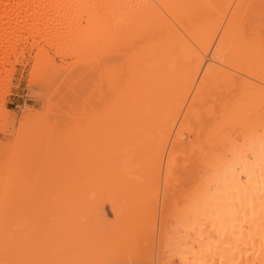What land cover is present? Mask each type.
<instances>
[{
	"label": "bare ground",
	"instance_id": "6f19581e",
	"mask_svg": "<svg viewBox=\"0 0 264 264\" xmlns=\"http://www.w3.org/2000/svg\"><path fill=\"white\" fill-rule=\"evenodd\" d=\"M25 48L35 52L34 66L51 64L50 53L74 56L69 64L89 74L88 86L95 80L96 92L88 94L96 93V98L90 108V97L81 102L89 108L81 104L86 112H76L83 116L68 118L72 129H79L72 131L77 136L68 132L71 126L62 128L71 141L78 137L77 144L60 136L61 129L51 126L47 135L42 124L37 126L52 115L29 129L22 126L12 145L0 142V264H144L151 255L144 256L141 243L131 247L141 249L135 248L133 256L120 250L125 257H116L118 247L111 245L123 234L134 180L162 181L166 191L176 166V172L182 171L176 164L179 152H186L184 143L199 136L209 143L198 144L194 154L205 172H195L191 186L174 195L186 201L174 239L176 259L179 264H264V0H0V116L9 114L3 97L16 57ZM72 149L71 158L77 154L79 160L71 173ZM37 162L49 172L59 166L57 173L69 164L64 174L76 172L79 178L73 176L72 182L69 176V183L61 178L67 188L58 182L60 192H50L58 196L50 200L47 191L50 201L40 200L28 174ZM44 177L42 183L59 179ZM70 183L75 184L71 194ZM101 193L116 215L117 232L104 210H93L99 198L93 194ZM165 198L159 199L161 205ZM64 200L71 206L62 205ZM44 203L54 210L69 208L59 210L63 222L53 213L62 224L49 215L57 229L48 226L53 223L41 208ZM76 211L94 214L102 234L98 230L95 239L98 231H86L88 225L82 217L76 221Z\"/></svg>",
	"mask_w": 264,
	"mask_h": 264
},
{
	"label": "rangeland",
	"instance_id": "374dc122",
	"mask_svg": "<svg viewBox=\"0 0 264 264\" xmlns=\"http://www.w3.org/2000/svg\"><path fill=\"white\" fill-rule=\"evenodd\" d=\"M25 49H27V50H25ZM24 49V51L23 52H25L24 54L22 53V55H24L23 57H22V55L20 54L19 56L17 55V57H16V60H18V61H15V63L16 64H14V67H13V71H12V76H11V81H10V84L8 85V91H7V93L4 95V97H3V107H5L4 109L5 110H7V112L9 113V114H7V116H0V119L1 120H3L4 119V121H1L0 122V125H2V126H0V127H2V129L0 130V142H2V143H4V144H6V145H12L13 143H14V141H15V137L18 135V131L20 132V131H23V130H20V129H22V126H24V125H26V127H25V130L28 128L29 129V127L31 126H33L32 124H35L34 126H36V123L38 122V121H40V120H43L44 118H46V117H48V116H50V115H52L51 117H48L49 119H50V121H52V124L51 123H49L48 122V118L47 119H44L42 122L40 121V122H38L37 123V126H40L39 125V123L40 124H42L40 127H42L43 126V129H44V131H43V133H46L47 135H48V133L49 132H51V131H53L52 129L53 128H51V126L53 127L54 126V129H56V130H58V129H61L62 130V128H66L65 130H67L68 129V127L69 126H71V127H69L70 129L68 130V132H70L71 131V134H73L74 136H77V134L75 135V133H73V132H77L78 130L77 129H72L73 127H74V125H69L70 124V120H73V118L71 117V116H73L75 113H76V115H80L79 113H83V111H80L81 109H82V106L84 105L83 103H81V102H84V103H86V100L88 101L89 100V97H90V99H92V101H89L90 102V104H89V102H88V106H89V108L91 107V105H93L94 104V102L95 101H93V100H95V98H96V93H94V95L93 96H90V94H93V91L95 90V92H96V82H95V80H94V82H93V84L94 85H92V82H90V84H89V86H88V80H89V78H90V76H89V74H86V71L85 70H81V68H77L76 70H75V67H74V65H73V67H72V65L71 64H69L70 62H72L73 63V60H75L74 58H72V57H74V56H63V57H60V56H57V55H54V54H52V53H50V59H51V64H49V63H40L41 64V66H34V65H36L35 63H37V61H36V58H35V52H33V50H31L30 51V49H28V48H25ZM35 51V50H34ZM53 55V56H52ZM22 57V58H21ZM27 57V58H26ZM12 58V59H11ZM11 60H13V55L11 56ZM61 58V59H60ZM23 60V61H22ZM33 60V61H32ZM64 60V61H63ZM24 62V63H23ZM68 63V65H67V63ZM39 64V65H40ZM67 65V66H66ZM8 66H10L9 64H7V65H5V68H8ZM35 67H36V70H35ZM37 67H40V68H37ZM10 68V67H9ZM60 69V70H59ZM47 70V71H46ZM55 71V72H54ZM58 71H60V72H58ZM73 71V72H72ZM76 73H77V75H76ZM85 73V74H84ZM3 74V71L1 72V75ZM41 75V76H40ZM73 75V76H72ZM87 75L89 76V77H87ZM79 76V77H78ZM70 77H73V79L71 78L70 79ZM86 77V78H85ZM41 78V79H40ZM76 78V79H75ZM81 78V79H80ZM83 78V79H82ZM30 79H32V80H30ZM59 79V80H58ZM87 79V80H86ZM47 80V81H46ZM69 80V81H68ZM72 80V81H71ZM74 80H76V82L74 81ZM82 80L84 81V82H82ZM66 81L68 82V83H66ZM73 81H74V83H73ZM88 82V83H87ZM12 83H13V85H12ZM79 83V84H78ZM80 85V86H78V85ZM84 84V86H82ZM50 85V86H49ZM10 86V87H9ZM70 86V87H69ZM78 86V87H77ZM82 86V87H81ZM87 86V87H86ZM92 86V87H91ZM71 87H74V89L72 88L71 89ZM91 87V88H90ZM67 88V89H66ZM83 88H86V89H83ZM90 88V89H89ZM77 89V90H76ZM81 89H82V91H81ZM31 90V91H30ZM66 90V91H65ZM75 90V91H74ZM88 90V92H86V91ZM93 90V91H92ZM72 91V92H71ZM78 91H79V93H78ZM84 91H85V93H84ZM92 91V92H91ZM83 93H84V95H83ZM88 93H90V94H88ZM64 94V95H63ZM78 94V96H76ZM81 94V95H80ZM86 94H88V95H86ZM66 96V97H65ZM74 96H76V97H74ZM80 96H81V98H80ZM83 96V97H82ZM86 96V97H85ZM69 97H71V98H69ZM88 97V98H87ZM93 97V98H92ZM1 98V97H0ZM79 98V100H76V99H78ZM65 99V100H64ZM48 100V101H47ZM74 100V101H73ZM83 100V101H82ZM63 101V102H62ZM65 101V102H64ZM70 101H71V103L72 102H74V104L72 103H70ZM52 102V103H51ZM93 102V103H92ZM66 103V104H65ZM64 104V105H63ZM81 104H83V105H81ZM68 105V106H67ZM70 105V106H69ZM78 105V106H77ZM87 104H85L84 106L87 108V106H86ZM66 106H67V108H66ZM73 106V107H72ZM83 106V107H84ZM41 107V108H40ZM58 107V108H57ZM65 107V108H64ZM62 108V109H61ZM74 108V109H73ZM77 108V109H76ZM79 108V109H78ZM86 108H83L82 110H84V109H86ZM89 108H87V110L86 111H88V109ZM58 109V110H57ZM65 109V110H64ZM67 109V110H66ZM73 109V110H72ZM72 110V111H71ZM79 110V111H78ZM76 111H78V112H76ZM85 110H84V112H86ZM50 112V113H49ZM63 113V114H61V113ZM60 113V114H59ZM65 113V114H64ZM68 113V114H67ZM72 113V114H71ZM38 114V115H37ZM46 114H48V115H46ZM84 114V113H83ZM42 117H41V116ZM61 115V116H60ZM70 115V116H69ZM75 115V116H76ZM32 116V117H31ZM46 116V117H45ZM67 116V117H66ZM81 116H83V115H80L79 117H81ZM3 119H2V118ZM5 117V118H4ZM24 117V118H23ZM41 117V118H40ZM54 117V118H53ZM61 117V118H60ZM71 117V118H70ZM77 117V116H76ZM78 117V118H79ZM12 118H13V120H12ZM53 118V120H51ZM59 118L61 119V120H59ZM68 118H70V122L68 121ZM33 119H34V123H33ZM58 120L59 122H61L60 124H58V123H55L54 125H53V121L54 120ZM37 121V122H36ZM45 121V122H44ZM3 122V123H2ZM26 122H28V123H26ZM31 122V123H30ZM46 122H48V123H46ZM9 123V124H8ZM11 124L13 125V126H11ZM51 124V125H50ZM61 124H62V126H61ZM20 125V126H19ZM3 126H4V129H3ZM8 126V127H7ZM11 126V127H10ZM46 126H48V127H46ZM73 126V127H72ZM6 127V128H5ZM14 127V128H13ZM18 127V128H17ZM44 127H46V129L44 128ZM55 127H57V128H55ZM75 128V127H74ZM64 129L62 130V133H64L65 131H64ZM74 130V131H73ZM48 131V132H47ZM73 131V132H72ZM11 132V133H10ZM67 132V131H66ZM66 133L67 134V136H66V134L64 133V135H62V134H60L59 133V131L57 132V133H59V135L60 136H64V138H67V140L66 141H68L69 143H73L74 142V144L76 143H78V141H79V139H78V137L77 138H75L76 140H78L77 142H75V141H71V136L69 135L70 133ZM42 133V134H43ZM55 133V132H54ZM56 134V133H55ZM72 135V136H73ZM66 136V137H65ZM90 136L88 135V138H89ZM200 138V140L198 139V137H196V138H192L193 140L192 141H194L193 143L194 144H192V141L189 143H184V146H185V148H186V152H182V153H184V155H182L180 152H179V155H178V161H177V164L176 165H179L180 166V168H182V173L181 172H176L175 170H176V168H177V166H176V168L173 170V172H172V177L173 176H177L178 177V180H176L175 181V177H173V178H171L170 179V183H167V189H166V191L164 190V189H162L163 187H164V183L162 182V181H159V180H156L155 182H147L148 180H146L147 179V177L145 178V177H140V178H137L136 180H134V182H135V186H134V188L132 189V192H131V195L132 196H130L129 198H131L132 199V202L130 203L129 202V207H127V209L125 210L126 211V213L127 214H125V217H124V228H122V235H117L116 236V238L114 239V242L115 243H113V244H111L112 246L114 245V244H116V245H114L113 246V248H115L116 246L118 247V248H115V251L117 250V251H122V250H124V252L125 251H127L128 252V254H127V252H126V254L128 255V256H131L130 254H132V252H133V254H132V256L133 255H135V253L134 252H136V250L137 249H140V247L142 248V252L144 253V256L146 257V256H149V255H151V257L149 258V259H147L148 257H146V261L144 262V264H179V262H178V259H176L177 257H176V255H175V248L176 247H174V245H175V237L178 235V233H177V226H178V223H179V217H180V212L182 211V209H184L185 207H186V205H185V203H186V201L183 199V198H181V197H178L177 195L179 194V192H185V190H187V188H189L190 186H191V180H192V175H194L195 174V172H197V173H204L205 172V170H204V164H203V162H201L200 161V158L199 157H196V155H194L195 153H197V151H199L198 149L201 147H197L198 146V144L200 145V144H202V142H203V144H202V147L203 146H205V145H209V143L207 142L208 141V138H202L201 136H199ZM74 138V137H73ZM87 137H86V139H88ZM202 138V139H201ZM92 139V137L91 138H89V141ZM206 139V140H205ZM72 140H74V139H72ZM187 141V140H186ZM185 141V142H186ZM199 141V142H198ZM195 143H197V144H195ZM189 144H191V145H189ZM205 144V145H204ZM188 145V146H187ZM194 148H193V147ZM192 147V148H191ZM195 147H197V150H196V148ZM191 148V149H190ZM195 149V150H194ZM194 150V151H193ZM72 151H73V149L72 150H70V154H69V157H70V159H71V161H73L72 159L74 158V157H76V158H74V163L75 164H73V162H69V164H72V166H71V169H70V172H71V170H73L74 168H76L77 166H76V164L78 163V160H79V157H77V154H75L74 155V157H72L71 158V156L70 155H72V154H74L76 151L74 150L73 152L74 153H72ZM220 151H224V149H222V148H220ZM181 155V156H180ZM65 156H68V154L67 155H65ZM64 156V157H65ZM73 156V155H72ZM198 156V155H197ZM63 157V156H62ZM68 157V158H69ZM182 157V158H181ZM67 158V157H66ZM78 158V159H77ZM199 158V159H198ZM186 159V160H185ZM191 161V159H192V161L190 162L189 160ZM41 160V157L39 158V160H38V162ZM62 160V159H61ZM63 160H64V158H63ZM62 160V162H64V161H66V160H64L63 161ZM69 160V159H68ZM68 160L66 161L67 163H68ZM188 160V161H187ZM36 163V165L33 167V171H30V172H28V174H30V183L31 184H33L34 185V189H35V192L39 195H37L38 197H40L39 199L40 200H44V198H47L49 195H47V191H49V193L51 192H53V194H56V193H54L55 192V190H58V187H60V185H61V187L63 186L64 188L66 187V185L69 183V176H68V174L66 175V173L64 174V172H66L65 171V168H66V170L68 169V165H67V163L65 162V164L64 165H62L61 167H65L66 165V167L63 169L62 168V170L64 171H62V170H60V171H62V172H60L61 173V175H62V177H60L61 175H60V173H57V172H59V166H57L58 167V170L57 171H55V169H57L56 168V165H55V167H54V165L52 166V168H53V170L55 171V173H57V175H58V177H59V179L57 180H54V182H56V183H48L47 181H44V179H43V181H44V183H42V178L44 177V178H48L49 176L47 175L48 173H49V175H50V177L47 179L48 181H49V179L51 178V181H52V176H56L57 177V175H55L53 172H51V171H53V170H50V172L49 171H47V170H44V167L42 168V166H41V163ZM180 163V164H179ZM185 164V165H184ZM197 164H198V166H197ZM75 165V166H74ZM36 167V168H35ZM73 167V168H72ZM35 169V170H34ZM38 169V170H37ZM41 169V170H40ZM199 170V171H198ZM35 171H37V173L35 172ZM38 171H40V172H38ZM43 171V172H42ZM68 171V170H67ZM176 173H175V172ZM32 172H35V173H32ZM42 172V175L40 174ZM45 172H46V175H45ZM48 172V173H47ZM52 173H53V175H52ZM72 173V172H71ZM75 173V175H73V176H75L74 178H77V180H78V178L79 177H77V173L76 172H74ZM34 174V176L32 177V175ZM37 174V175H36ZM64 174V175H63ZM174 174V175H173ZM40 175V176H39ZM60 175V176H59ZM66 175V176H65ZM42 176V177H41ZM73 176H70V181H72V182H74L75 181V179L74 180H72V177ZM78 176H79V174H78ZM27 177H28V175H27ZM35 177V178H34ZM36 177H37V179H36ZM41 177V178H40ZM56 177H54V178H56ZM61 178L63 179H66L67 180V178H68V183H67V181L66 180H64V182H66V183H62L63 181L61 180ZM32 179H34L33 181H32ZM38 179H40V180H38ZM45 179V180H46ZM139 179V180H138ZM37 180L38 181H41V183H37ZM143 180V181H142ZM145 180V181H144ZM32 181V182H31ZM46 182H47V184H46ZM50 182V181H49ZM58 182H61L60 183V185H58L59 183ZM158 182H160L159 184H161L160 186H159V184H158ZM182 182V183H181ZM76 183V182H75ZM77 183H78V181H77ZM152 183H154L155 185L153 186V184ZM44 184H46V186H44V187H47V185H49L48 186V190H47V188H44L43 187V185ZM54 185V186H52V187H50V185ZM57 184V185H56ZM66 184V185H65ZM71 184V183H70ZM157 184V185H156ZM174 184V185H173ZM72 185H74L75 186V184H71V188H69L68 189V191H70V190H72ZM76 185H78V184H76ZM171 185V186H170ZM190 185V186H189ZM42 186V187H41ZM163 186V187H162ZM170 186V187H169ZM175 186V187H174ZM38 187V188H37ZM56 188V189H54V188ZM161 187V188H160ZM168 187H169V189H168ZM173 187L175 188V189H173ZM42 188H43V190H42ZM63 188V189H64ZM67 188V187H66ZM65 188V189H66ZM76 188V187H75ZM149 188V189H148ZM42 190L43 192H41V193H39V191L38 190ZM54 189V191H52V190ZM62 189V188H61ZM74 189V188H73ZM76 189H78V188H76ZM160 189L161 190H163L165 193H164V195L165 196H162L163 195V191L161 192L160 191ZM38 192H37V191ZM44 190L46 191L45 193H44ZM51 190V191H50ZM136 190H137V192H136ZM155 190V191H154ZM169 190H172V191H169ZM177 190H179V192H176ZM59 192H60V189L58 190ZM73 191V190H72ZM174 191V192H173ZM57 192V191H56ZM66 192H67V190H66ZM135 192V193H134ZM140 192H142V193H140ZM172 192V193H171ZM48 193V194H49ZM51 193H50V196H51V198L50 197H48V199H45L44 201H46V200H48V202L53 198V199H55V197L56 196H58V195H54V197H52L53 196V194L51 195ZM62 193H64V195H65V192H63L62 191ZM61 193V194H62ZM162 193V194H161ZM60 193H59V195H61ZM68 194V193H67ZM70 194H71V191H70ZM69 194V195H70ZM74 194H79V192L77 191L76 193H74V192H72V195H74ZM137 194V195H136ZM160 196H159V195ZM175 194H177L176 196H174ZM46 195V196H45ZM68 195V196H69ZM71 195V198L73 197ZM94 196H97L98 195V200H96V201H94L95 203H94V205H93V210H96L95 211V213L98 211H100V210H104L105 211V215H106V218H105V220L107 219V220H109L108 222H109V224H112L113 225V231H114V228H116L114 225H116V224H114V222L116 221V219H115V214L112 212L113 211V209H112V207H111V203L109 202V199L107 198L108 196H106V198H105V196H104V193L102 194H93ZM103 195V196H102ZM146 195V196H145ZM169 197H168V196ZM36 196V199L38 198ZM61 196H63V195H61ZM60 196V197H61ZM67 196V195H66ZM159 196V197H158ZM74 197H76V195L74 196ZM73 197V198H74ZM146 198V200H148L152 205H145V204H142L143 203V201H142V203L140 204V202L138 201V199L137 198ZM166 197V198H165ZM176 197V198H175ZM49 198H50V200H49ZM163 198H165V200L164 201H162V203H163V205H161L159 202H160V200L161 199H163ZM57 199H58V197H57ZM55 200V201H58V200ZM63 199V198H62ZM62 199H61V201H62ZM69 199H70V197H69ZM76 199V198H75ZM74 199V200H75ZM160 199V200H159ZM178 199V200H177ZM66 200V199H65ZM63 201L64 203L65 202H67V201ZM71 201H72V199H70ZM70 200H68L69 201V203H70V205H68L69 203L67 202L66 204H62V205H68V207L69 206H71V201ZM135 200V201H134ZM182 200H183V202H182ZM61 201H59V203L61 204L62 202ZM156 201H158V202H156ZM99 202V203H98ZM52 203V202H51ZM59 203H58V206H59ZM73 203V202H72ZM76 203H77V201H76ZM124 203H126V202H124ZM128 203V202H127ZM133 203V204H132ZM157 203H158V205H157ZM183 204V206H182V204ZM52 204H55L56 205V203H52ZM52 204H50V203H48V204H46V203H44L43 204V206L44 207H41L42 209L44 208L46 211H47V214H48V216L49 215H52L53 213H56V215H57V212L59 213V210H61L62 211V208L64 207H62V205L58 208V209H53V208H56V207H51V206H53ZM97 204V205H96ZM159 204H160V206H159ZM180 204H181V206H180ZM31 205H33V204H31ZM30 205V206H31ZM74 205V204H73ZM125 205V204H124ZM127 205V204H126ZM132 205V206H131ZM156 205H157V207H156ZM35 206V205H34ZM40 206H42V205H40ZM146 206H148V208L146 207ZM159 206V207H158ZM67 207V206H66ZM74 207V206H73ZM97 207V208H96ZM99 207H100V209H99ZM184 207V208H183ZM50 208V209H49ZM52 208V209H51ZM95 208V209H94ZM159 210H158V209ZM178 208V209H177ZM43 209V210H44ZM63 209H65L64 211H67L68 212V210H69V208H67L68 210H66V208H63ZM154 209V210H153ZM49 210H53V212H51V214H49L50 212H49ZM128 210V211H127ZM134 210V211H133ZM181 210V211H180ZM60 211V212H61ZM73 211H75V210H72V212ZM78 211V210H77ZM75 212V214H76V216H77V220L76 221H78L79 219L78 218H80V217H82V218H80V220H81V223L83 222V223H86L87 225V228H86V231H89V229L91 230V229H93L94 228V230L97 232L98 230H100V232H101V228H99L100 227V225L98 224V221H97V219H96V217H95V215H94V217H93V215L91 216V217H89L88 216V214H87V216H88V218H87V216L85 215H82V214H80V213H78V212ZM79 211H80V209H79ZM158 211V212H157ZM63 212V211H62ZM61 212V213H62ZM87 212H88V210H87ZM132 212H135L134 214L132 213ZM130 213V214H129ZM132 213V214H131ZM158 213V214H157ZM46 214V215H47ZM64 214V213H63ZM66 214H68V213H66ZM74 214V215H75ZM80 214V216H78ZM84 214V213H83ZM54 215L55 214H53V216L52 217H54ZM59 215L60 216H58L57 218L59 219V217L61 218L60 220L62 221V217H63V215L62 214H60L59 213ZM70 215V214H69ZM127 215H129V216H127ZM156 215V216H155ZM71 216H72V214H71ZM126 216H127V218H126ZM52 217L51 216H49V218H50V221H51V219H52ZM65 217V216H64ZM67 217V216H66ZM65 217V218H66ZM73 217V216H72ZM113 217V218H112ZM56 217H54V219H53V221H55L56 219H55ZM74 218V217H73ZM90 218V219H89ZM93 218H95V220L93 219ZM126 218V219H125ZM68 219V218H67ZM86 219H87V221L88 222H86ZM74 220H75V218H74ZM80 220H79V222H80ZM64 221V220H63ZM62 221V222H63ZM95 223H94V222ZM155 223V224H152L153 222ZM178 221V222H177ZM52 222V221H51ZM50 222V223H51ZM92 222H93V224H92ZM111 222V223H110ZM48 223H49V220H48ZM53 224H50V225H48L47 224V222H46V224L48 225V226H55V227H53V228H55V229H57L56 228V226H58L59 224H62L61 222L60 223H58V220H56V223H58V225L57 224H54L55 222H52ZM116 223V222H115ZM77 224H78V222H77ZM89 224L90 225H92V226H89ZM97 224V226H95ZM47 225H45V226H47ZM155 225V227H153ZM166 225V226H165ZM99 226V227H98ZM89 227V228H88ZM97 229H96V228ZM165 227V228H164ZM50 228V227H49ZM52 228V227H51ZM52 228V229H53ZM158 228V229H157ZM163 228V229H162ZM54 229V230H55ZM90 231V232H95V231ZM157 230V231H156ZM59 231V230H58ZM118 231V228H116V232ZM124 231V232H123ZM165 231V232H164ZM56 232V231H55ZM54 231H52L51 230V234H56ZM95 232V233H96ZM115 232V233H116ZM158 232V233H157ZM94 233V234H95ZM98 233H99V231L95 234V239H96V237H98ZM136 233V234H135ZM100 234V233H99ZM101 234H102V232H101ZM97 235V236H96ZM171 235V236H170ZM122 236V237H121ZM92 237V236H91ZM94 237H92L93 239H94ZM126 237V238H125ZM132 238V239H131ZM94 239V240H95ZM118 239V240H117ZM124 241V243L122 242V240ZM129 239V240H128ZM137 239H139V240H137ZM128 240V241H127ZM117 241V242H116ZM127 241V242H126ZM133 241V242H132ZM135 241V242H134ZM93 242H95V241H93ZM97 242V241H96ZM129 242H131L130 244H129ZM120 243V244H119ZM136 243V244H135ZM141 243V245H140V247L138 248L137 246H135L134 248H131L134 244L135 245H138L139 246V244ZM94 244V243H93ZM122 244V245H121ZM126 244V245H125ZM130 246V249H129V247H128V245ZM111 246V247H112ZM126 246V247H125ZM128 247V248H127ZM125 248H127V249H125ZM135 248H137V249H135ZM152 248V249H151ZM131 249H135V251H133V250H131ZM115 251L113 250V252H114V254H115V256L116 257H118L119 256V254L120 253H122L121 251L120 252H117L116 251V253H115ZM139 251V250H138ZM137 251V253L136 254H138L139 252H141V251H139L138 252ZM131 252V253H130ZM149 252L150 254L149 255H147V253ZM146 253V254H145ZM125 254V253H124ZM125 254V255H126ZM156 254V255H155ZM126 255V256H127ZM127 256V257H128ZM120 257H125V256H123V253L120 255ZM157 258V259H156Z\"/></svg>",
	"mask_w": 264,
	"mask_h": 264
}]
</instances>
